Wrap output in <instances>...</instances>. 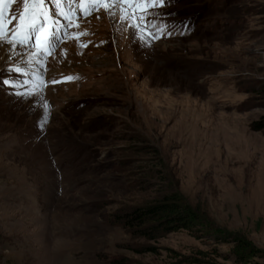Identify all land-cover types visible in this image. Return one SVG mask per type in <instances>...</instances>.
I'll return each mask as SVG.
<instances>
[{
  "label": "rangeland",
  "instance_id": "1",
  "mask_svg": "<svg viewBox=\"0 0 264 264\" xmlns=\"http://www.w3.org/2000/svg\"><path fill=\"white\" fill-rule=\"evenodd\" d=\"M0 13V264H264V0ZM172 190L189 228L109 222Z\"/></svg>",
  "mask_w": 264,
  "mask_h": 264
},
{
  "label": "trees",
  "instance_id": "2",
  "mask_svg": "<svg viewBox=\"0 0 264 264\" xmlns=\"http://www.w3.org/2000/svg\"><path fill=\"white\" fill-rule=\"evenodd\" d=\"M249 129L264 131V118L251 121ZM168 193L116 210L109 215V222L119 225L132 237L146 240H153L170 231L189 228L200 216L182 202L177 191Z\"/></svg>",
  "mask_w": 264,
  "mask_h": 264
},
{
  "label": "snow or ice",
  "instance_id": "3",
  "mask_svg": "<svg viewBox=\"0 0 264 264\" xmlns=\"http://www.w3.org/2000/svg\"><path fill=\"white\" fill-rule=\"evenodd\" d=\"M5 2V0H0V5H2L3 3ZM16 2H19V0H16ZM44 0H41V3H43ZM166 2V0H165ZM2 17H3V13H0V29L3 28V20H2ZM0 43H3V40L0 39Z\"/></svg>",
  "mask_w": 264,
  "mask_h": 264
},
{
  "label": "bare ground",
  "instance_id": "4",
  "mask_svg": "<svg viewBox=\"0 0 264 264\" xmlns=\"http://www.w3.org/2000/svg\"><path fill=\"white\" fill-rule=\"evenodd\" d=\"M25 14H27L28 16H31V10H30V9H27V10H24V11H23V13H22L23 20H24V15H25ZM46 20H47V19H46ZM41 21H42V20H39L40 23H41ZM47 21L49 22V20H47ZM29 22L31 23V21H28V23H29ZM18 24L21 25L22 23H18ZM23 26H24V25H23ZM24 27H26V26H24ZM47 33H48V32H47ZM50 33H52V32H50ZM15 36H16V35H15ZM19 39L22 40L21 37H19ZM36 61H37V60H36ZM21 67H22V66H21Z\"/></svg>",
  "mask_w": 264,
  "mask_h": 264
}]
</instances>
